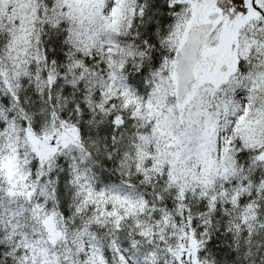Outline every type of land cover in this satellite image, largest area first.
I'll return each mask as SVG.
<instances>
[{"label":"snow or ice","instance_id":"obj_1","mask_svg":"<svg viewBox=\"0 0 264 264\" xmlns=\"http://www.w3.org/2000/svg\"><path fill=\"white\" fill-rule=\"evenodd\" d=\"M0 264H264V0H0Z\"/></svg>","mask_w":264,"mask_h":264}]
</instances>
